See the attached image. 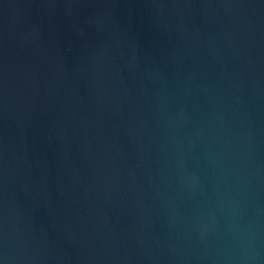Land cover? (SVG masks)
Returning <instances> with one entry per match:
<instances>
[{
	"label": "water",
	"instance_id": "95a60500",
	"mask_svg": "<svg viewBox=\"0 0 264 264\" xmlns=\"http://www.w3.org/2000/svg\"><path fill=\"white\" fill-rule=\"evenodd\" d=\"M0 264H264V0H0Z\"/></svg>",
	"mask_w": 264,
	"mask_h": 264
}]
</instances>
